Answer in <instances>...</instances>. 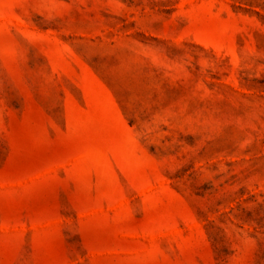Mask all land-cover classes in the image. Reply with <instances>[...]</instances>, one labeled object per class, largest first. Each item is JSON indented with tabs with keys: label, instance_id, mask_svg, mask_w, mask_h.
<instances>
[{
	"label": "rangeland",
	"instance_id": "obj_1",
	"mask_svg": "<svg viewBox=\"0 0 264 264\" xmlns=\"http://www.w3.org/2000/svg\"><path fill=\"white\" fill-rule=\"evenodd\" d=\"M0 264H264V0H0Z\"/></svg>",
	"mask_w": 264,
	"mask_h": 264
}]
</instances>
